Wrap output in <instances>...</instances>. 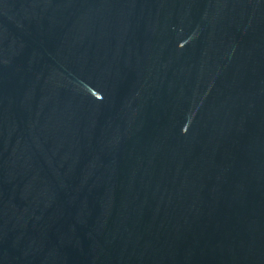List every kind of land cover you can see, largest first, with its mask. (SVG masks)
I'll return each instance as SVG.
<instances>
[{
    "label": "water",
    "instance_id": "obj_1",
    "mask_svg": "<svg viewBox=\"0 0 264 264\" xmlns=\"http://www.w3.org/2000/svg\"><path fill=\"white\" fill-rule=\"evenodd\" d=\"M0 264H264V0H0Z\"/></svg>",
    "mask_w": 264,
    "mask_h": 264
}]
</instances>
